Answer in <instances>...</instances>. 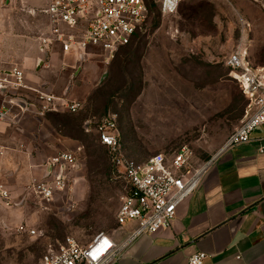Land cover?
Instances as JSON below:
<instances>
[{
    "label": "rangeland",
    "instance_id": "obj_1",
    "mask_svg": "<svg viewBox=\"0 0 264 264\" xmlns=\"http://www.w3.org/2000/svg\"><path fill=\"white\" fill-rule=\"evenodd\" d=\"M154 1L144 30L109 65L91 55L88 68L78 75L73 70L69 83H63L62 98L81 109L54 113L49 120L61 136L78 140L81 146L73 150L79 170L69 190L51 205L29 189L47 173L11 197V206L0 200V264H41L50 248L60 250L69 238L85 245L101 232L116 235V216L129 185L99 143L95 127L103 119L117 115L127 159L172 158L188 146L197 166L214 158L241 125L246 101L226 62L243 42L244 30L252 40L251 54L264 62V4L184 0L174 15L163 16ZM86 119L88 129L82 128ZM0 146V155L11 150ZM35 150L48 167L50 147ZM134 225L119 231L129 235Z\"/></svg>",
    "mask_w": 264,
    "mask_h": 264
},
{
    "label": "crops",
    "instance_id": "obj_2",
    "mask_svg": "<svg viewBox=\"0 0 264 264\" xmlns=\"http://www.w3.org/2000/svg\"><path fill=\"white\" fill-rule=\"evenodd\" d=\"M48 2L0 0V79L16 68L25 76L23 89L0 90V111L9 99L23 101L8 121H0V145L11 150L24 148L23 152L8 150L0 155V187L14 198L49 170L35 150L39 145L50 147L52 156L57 150L75 155L73 149L81 146L76 138L54 130L49 120L54 113L36 115L37 93L62 98V85L68 82L69 73L82 74L90 57L80 61L76 53H65L60 45L43 48L40 39L49 37L52 28L44 12ZM251 48L252 62L259 63L254 65L264 67ZM90 122L84 120L82 128ZM260 139H264V125L256 129L251 143L217 158L195 193L178 207L170 229L142 236L117 264H188L199 252L207 255L204 264H264V154L258 152ZM127 233L123 230L111 236L121 243Z\"/></svg>",
    "mask_w": 264,
    "mask_h": 264
},
{
    "label": "built area",
    "instance_id": "obj_3",
    "mask_svg": "<svg viewBox=\"0 0 264 264\" xmlns=\"http://www.w3.org/2000/svg\"><path fill=\"white\" fill-rule=\"evenodd\" d=\"M183 1L154 2L163 16H172ZM256 1L264 4V0ZM149 3L150 0H49L44 12L50 18L51 33L40 41L43 48L60 45L65 53L74 52L80 61L98 54L109 65L144 30L150 14ZM248 34L244 30L243 42L226 62L231 79L247 99V108L241 125L221 151L203 166L194 164L188 146L181 147L172 158L160 154L138 163L124 155L117 117L103 119L95 128L99 143L109 151L115 166L123 169L129 185L116 216V235L128 223L137 225L121 243L104 232L85 245L69 238L60 250L50 248L41 264H117L139 238L172 227L180 204L195 193L205 173L222 153L252 142L256 129L264 125V67L255 66L250 58L252 40ZM24 80V72L13 69L0 79V90L19 91L25 87ZM22 102L9 99L0 111V121H8ZM36 103L38 117L57 112L76 114L81 109L79 103L43 92L37 93ZM258 141V152L264 154V139ZM2 151L0 146V154ZM48 167L45 178L33 182L29 189L43 203L51 205L69 190L72 174L79 170V165L74 154L60 152L52 157ZM0 196L7 207L12 205L11 195L3 187ZM206 258L205 253L199 252L189 258L188 264H204Z\"/></svg>",
    "mask_w": 264,
    "mask_h": 264
},
{
    "label": "trees",
    "instance_id": "obj_4",
    "mask_svg": "<svg viewBox=\"0 0 264 264\" xmlns=\"http://www.w3.org/2000/svg\"><path fill=\"white\" fill-rule=\"evenodd\" d=\"M109 154H110V153H109ZM110 156H111V155H110ZM111 160H112V162H113V159H112V157H111ZM113 164H114V163H113ZM127 193H128V191H127ZM127 193H126V194H127Z\"/></svg>",
    "mask_w": 264,
    "mask_h": 264
}]
</instances>
